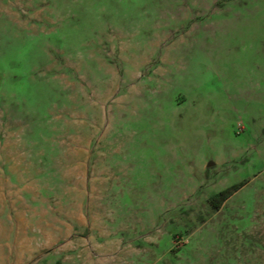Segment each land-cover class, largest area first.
<instances>
[{
    "label": "rangeland",
    "instance_id": "obj_1",
    "mask_svg": "<svg viewBox=\"0 0 264 264\" xmlns=\"http://www.w3.org/2000/svg\"><path fill=\"white\" fill-rule=\"evenodd\" d=\"M0 264H264V0H0Z\"/></svg>",
    "mask_w": 264,
    "mask_h": 264
},
{
    "label": "trees",
    "instance_id": "obj_2",
    "mask_svg": "<svg viewBox=\"0 0 264 264\" xmlns=\"http://www.w3.org/2000/svg\"><path fill=\"white\" fill-rule=\"evenodd\" d=\"M243 183L241 184H238V185H233V186H230L228 188H225L223 189L222 191L214 194L213 196H211L209 199H208V204L210 207L212 208H215V209H218L220 208L223 203L233 195V193L239 189V187L242 185Z\"/></svg>",
    "mask_w": 264,
    "mask_h": 264
}]
</instances>
